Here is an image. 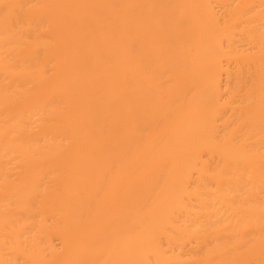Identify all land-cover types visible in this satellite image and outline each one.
Here are the masks:
<instances>
[{"label":"bare ground","instance_id":"1","mask_svg":"<svg viewBox=\"0 0 264 264\" xmlns=\"http://www.w3.org/2000/svg\"><path fill=\"white\" fill-rule=\"evenodd\" d=\"M0 264H264V0H0Z\"/></svg>","mask_w":264,"mask_h":264}]
</instances>
